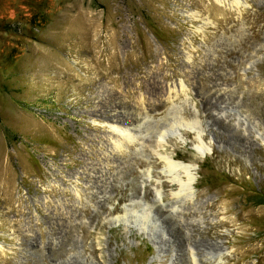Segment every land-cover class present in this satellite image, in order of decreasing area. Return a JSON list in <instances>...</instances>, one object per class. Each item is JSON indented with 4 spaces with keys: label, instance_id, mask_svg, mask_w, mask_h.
Listing matches in <instances>:
<instances>
[{
    "label": "rangeland",
    "instance_id": "obj_1",
    "mask_svg": "<svg viewBox=\"0 0 264 264\" xmlns=\"http://www.w3.org/2000/svg\"><path fill=\"white\" fill-rule=\"evenodd\" d=\"M3 168L0 264H264V0H0Z\"/></svg>",
    "mask_w": 264,
    "mask_h": 264
},
{
    "label": "bare ground",
    "instance_id": "obj_2",
    "mask_svg": "<svg viewBox=\"0 0 264 264\" xmlns=\"http://www.w3.org/2000/svg\"><path fill=\"white\" fill-rule=\"evenodd\" d=\"M47 60V59H46ZM53 63V62H52ZM49 65V67L51 66H54V65H52V64H48ZM58 66V65H57ZM63 72V71H62ZM207 105L209 106V105H211V101H207ZM102 116H104L107 120H111L112 119V117L110 116V114H109V112L107 111V110H103L102 111ZM205 154V153H204ZM203 157H204V155H202ZM176 160H174V159H172V160H169L168 161V168L170 169V170H177L178 168H182V166L179 164V163H177V161L175 162ZM184 168H185V166H183ZM2 171V172H1ZM4 171V172H3ZM8 174H9V170H8V168H3L2 170L0 169V176H3V175H5V177H7L8 176ZM9 178V177H8ZM0 191H1V188H0ZM203 246H207L206 244H203ZM210 247L212 248V249H214V246H211L210 245Z\"/></svg>",
    "mask_w": 264,
    "mask_h": 264
}]
</instances>
